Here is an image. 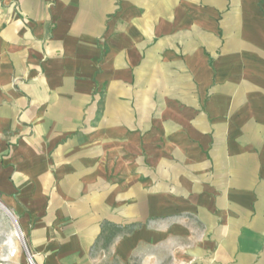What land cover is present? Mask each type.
Returning a JSON list of instances; mask_svg holds the SVG:
<instances>
[{
	"label": "crops",
	"instance_id": "obj_1",
	"mask_svg": "<svg viewBox=\"0 0 264 264\" xmlns=\"http://www.w3.org/2000/svg\"><path fill=\"white\" fill-rule=\"evenodd\" d=\"M0 205L34 264H264V0H0Z\"/></svg>",
	"mask_w": 264,
	"mask_h": 264
},
{
	"label": "rangeland",
	"instance_id": "obj_2",
	"mask_svg": "<svg viewBox=\"0 0 264 264\" xmlns=\"http://www.w3.org/2000/svg\"><path fill=\"white\" fill-rule=\"evenodd\" d=\"M5 212L2 208H0V216H4ZM7 226H4V223H0V248L3 245L4 240H8L9 237H4L2 235L4 230L7 228L8 230V225H11V232H12V239L11 242L14 244V242L17 244V247L21 248L23 251V255L28 256L27 248H26V239L24 234L21 232L19 225L17 223V220L15 218H11L10 216L7 217ZM18 232V233H17ZM16 252V251H15ZM29 260V258H28ZM30 264V262H29Z\"/></svg>",
	"mask_w": 264,
	"mask_h": 264
},
{
	"label": "built area",
	"instance_id": "obj_3",
	"mask_svg": "<svg viewBox=\"0 0 264 264\" xmlns=\"http://www.w3.org/2000/svg\"><path fill=\"white\" fill-rule=\"evenodd\" d=\"M28 258H29L30 264H34L33 256L31 254H29V253H28Z\"/></svg>",
	"mask_w": 264,
	"mask_h": 264
},
{
	"label": "water",
	"instance_id": "obj_4",
	"mask_svg": "<svg viewBox=\"0 0 264 264\" xmlns=\"http://www.w3.org/2000/svg\"><path fill=\"white\" fill-rule=\"evenodd\" d=\"M0 208H3L1 205H0ZM4 209V208H3ZM9 213V212H8Z\"/></svg>",
	"mask_w": 264,
	"mask_h": 264
},
{
	"label": "bare ground",
	"instance_id": "obj_5",
	"mask_svg": "<svg viewBox=\"0 0 264 264\" xmlns=\"http://www.w3.org/2000/svg\"><path fill=\"white\" fill-rule=\"evenodd\" d=\"M18 233V232H17ZM15 254V253H14Z\"/></svg>",
	"mask_w": 264,
	"mask_h": 264
}]
</instances>
